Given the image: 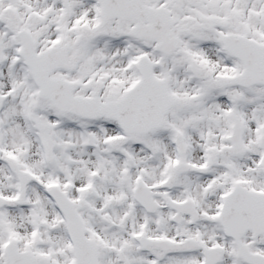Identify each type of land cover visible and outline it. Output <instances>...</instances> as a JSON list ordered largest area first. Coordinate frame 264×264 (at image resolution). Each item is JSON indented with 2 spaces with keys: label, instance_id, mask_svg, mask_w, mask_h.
<instances>
[{
  "label": "snow or ice",
  "instance_id": "1",
  "mask_svg": "<svg viewBox=\"0 0 264 264\" xmlns=\"http://www.w3.org/2000/svg\"><path fill=\"white\" fill-rule=\"evenodd\" d=\"M0 264H264V0H0Z\"/></svg>",
  "mask_w": 264,
  "mask_h": 264
}]
</instances>
